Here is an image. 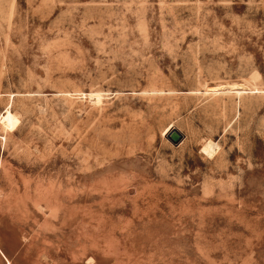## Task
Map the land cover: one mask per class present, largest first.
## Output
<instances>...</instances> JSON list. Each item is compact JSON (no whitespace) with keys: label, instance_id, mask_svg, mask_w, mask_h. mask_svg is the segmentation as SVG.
I'll list each match as a JSON object with an SVG mask.
<instances>
[{"label":"rangeland","instance_id":"374dc122","mask_svg":"<svg viewBox=\"0 0 264 264\" xmlns=\"http://www.w3.org/2000/svg\"><path fill=\"white\" fill-rule=\"evenodd\" d=\"M0 264H264V0H0Z\"/></svg>","mask_w":264,"mask_h":264},{"label":"bare ground","instance_id":"6f19581e","mask_svg":"<svg viewBox=\"0 0 264 264\" xmlns=\"http://www.w3.org/2000/svg\"><path fill=\"white\" fill-rule=\"evenodd\" d=\"M231 87V86H230ZM234 88H235V86H233ZM232 87V88H233ZM239 87V86H238ZM239 89V88H238ZM242 90V89H241ZM240 90V92H239V90H236V91H238V94L240 95L241 94V92L243 91H241ZM245 90V89H244ZM247 90V89H246ZM229 91V90H228ZM235 91V90H234ZM97 96V95H96ZM96 96H94V97H96ZM96 98H98V97H96ZM99 99L101 100V98L99 97ZM99 100V101H100ZM2 124L5 126V127H7V128H9V129H11V130H14V129H16V127H18V124H19V119L12 113V111H10V110H7V112H6V114L4 115V117H3V120H2ZM6 128V129H7ZM173 128V127H172ZM170 129V128H169ZM174 129V128H173ZM172 129V130H173ZM172 130H167L166 131V136L167 137H169L170 136V134H172V133H174ZM216 145V144H215ZM215 145L212 143V142H210L209 144H207V146L205 147V148H203L206 152H205V154L206 153H208V155H210V154H212L213 152L215 153ZM218 147V146H217ZM217 151V150H216ZM213 156V155H212Z\"/></svg>","mask_w":264,"mask_h":264},{"label":"water","instance_id":"95a60500","mask_svg":"<svg viewBox=\"0 0 264 264\" xmlns=\"http://www.w3.org/2000/svg\"><path fill=\"white\" fill-rule=\"evenodd\" d=\"M173 132H174V131H173ZM168 138H169V140H170L171 142H173L175 145L180 144L181 141H182V139H183V137H182V135L180 134V132H174V133L170 134V136H169Z\"/></svg>","mask_w":264,"mask_h":264}]
</instances>
